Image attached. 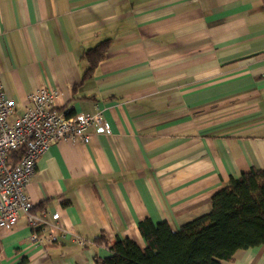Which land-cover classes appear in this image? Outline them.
Segmentation results:
<instances>
[{"label": "crops", "instance_id": "1", "mask_svg": "<svg viewBox=\"0 0 264 264\" xmlns=\"http://www.w3.org/2000/svg\"><path fill=\"white\" fill-rule=\"evenodd\" d=\"M101 42L87 75L83 54ZM0 74L11 118L48 87L59 111L100 112L109 127L51 145L26 187L85 244L33 246L20 217L0 231V264H97L111 255L101 234L143 249L140 221L176 232L230 179L264 169L262 0H0ZM222 264H264V247Z\"/></svg>", "mask_w": 264, "mask_h": 264}, {"label": "trees", "instance_id": "2", "mask_svg": "<svg viewBox=\"0 0 264 264\" xmlns=\"http://www.w3.org/2000/svg\"><path fill=\"white\" fill-rule=\"evenodd\" d=\"M106 48L107 43L101 42L84 52L87 75L104 58ZM21 156V150L10 154L13 162ZM137 227L145 243L143 249L128 238L110 245L101 234L94 243L107 248L111 255L96 263L222 264L238 250L264 247V169H251L230 179L213 194L208 214L183 224L176 232L166 222L148 219Z\"/></svg>", "mask_w": 264, "mask_h": 264}, {"label": "built area", "instance_id": "3", "mask_svg": "<svg viewBox=\"0 0 264 264\" xmlns=\"http://www.w3.org/2000/svg\"><path fill=\"white\" fill-rule=\"evenodd\" d=\"M1 75V74H0ZM59 92L41 87L27 97L21 115L15 113V103L9 98L0 80V231L14 227L23 217L31 229V245L47 248L65 236L79 246L85 240L59 224V214L37 213L26 194L38 158L51 145L66 141L86 144L93 135L109 132L100 112L68 115L57 109ZM22 151L13 162L10 154Z\"/></svg>", "mask_w": 264, "mask_h": 264}]
</instances>
